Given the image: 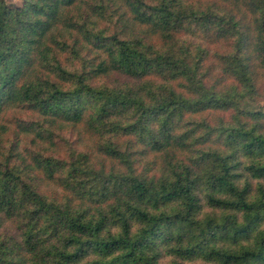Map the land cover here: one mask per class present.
I'll list each match as a JSON object with an SVG mask.
<instances>
[{
  "label": "trees",
  "instance_id": "1",
  "mask_svg": "<svg viewBox=\"0 0 264 264\" xmlns=\"http://www.w3.org/2000/svg\"><path fill=\"white\" fill-rule=\"evenodd\" d=\"M214 2L0 0V114L34 110L42 120L18 126L44 142L59 121L95 141L65 158L32 150V166L0 160V264H161L160 244L264 264V184H240L243 170L264 176V114L239 106L264 71V0ZM200 32L228 46L226 90L207 84L208 50L183 39ZM30 170L63 194L47 198ZM200 193L222 215L201 218Z\"/></svg>",
  "mask_w": 264,
  "mask_h": 264
},
{
  "label": "rangeland",
  "instance_id": "2",
  "mask_svg": "<svg viewBox=\"0 0 264 264\" xmlns=\"http://www.w3.org/2000/svg\"><path fill=\"white\" fill-rule=\"evenodd\" d=\"M9 4H17V5H23L24 0H5ZM189 5L195 6L197 8H207L210 5H216V2L214 0H185ZM225 3V2H224ZM222 3V5H224ZM242 7V6H241ZM240 7V12H238V15H241L243 8ZM85 8V7H83ZM84 11V10H83ZM97 20L96 17H93L92 19ZM100 21V19L98 20ZM102 23V22H101ZM103 25V24H102ZM106 26V25H105ZM184 41L190 42L193 45L197 44L205 49L208 50V57H206V60L204 59V69L207 67H213L215 66V70H213L214 75L212 74V71L206 77L207 84H216L217 87L221 88L222 90H226L228 85H231L232 79L229 75L225 74L224 79L219 83L217 82L219 77L222 76L221 70H218L217 63H216V55L218 53H223L228 48L225 43L213 41L211 38L207 37L203 32L195 33V34H186L184 35ZM85 57H89V52H83ZM204 71V70H203ZM207 71V70H205ZM112 79L106 78L104 82L113 84ZM101 82L102 81H98ZM258 82V88L256 90V94L249 95L248 98L240 99L239 106L241 109L250 111V112H256L260 111L264 114V71H261V78L257 79ZM117 85V83H116ZM224 114L225 116L229 115V112L223 113L219 112V115ZM42 117L35 112L34 110L30 108L25 107H11L6 109L0 114V160L4 158V155L9 154L10 152H17L19 154V157L21 159L26 160V162H29L28 164L32 166L31 160L29 158V154L31 151H37V152H43L44 154L49 155H55V157L60 158L67 157L69 155L71 148H78L80 150H94V138L92 136H88L82 132L81 128H78L76 126H73L68 121H59L57 123V127H54L55 129V136L54 140L55 143L44 142L41 137H38L36 134H27L23 131H20V128L18 126L19 121H29V120H42ZM212 118V116L210 117ZM197 119V118H196ZM199 120L201 118H198ZM216 121L215 118L211 119V121ZM48 125V123H46ZM99 158H102L99 156ZM144 163L146 161L145 155L142 156ZM246 161L250 160L251 158L244 157ZM108 164L111 165V162L108 161ZM143 165L139 166V169H142ZM32 178L36 179L35 175L33 173H36L39 175V172L30 170ZM243 176L240 178V184H244L247 180L252 185V191L253 193L256 192V187L262 183L264 184V176H254L251 173H247V171H242ZM41 184V192L47 196L50 200L53 198H58L63 194L62 188L59 186V184L55 181H48L42 180L40 178L36 179V182L38 181ZM38 182V183H39ZM201 196V208L199 210V216L205 217L206 214H212L220 216L223 213V210L219 208H215L209 203H207V199L200 193ZM176 203H171L169 207L175 206ZM5 226H11V223L8 221H5L3 225L1 226V229ZM259 227L264 228V223H260ZM258 227H255L253 231L251 232V235L245 239H243L241 242L243 243H249L254 240V236L257 232ZM216 244L220 247H225V245H230L228 242H224L221 240H218ZM159 262L161 264H221L220 261L217 260H209L199 257H183L178 256L174 252H172L169 248H167L165 245L160 244V258Z\"/></svg>",
  "mask_w": 264,
  "mask_h": 264
}]
</instances>
